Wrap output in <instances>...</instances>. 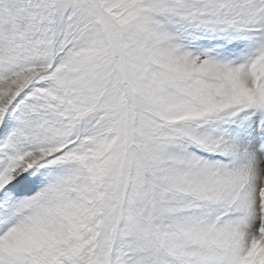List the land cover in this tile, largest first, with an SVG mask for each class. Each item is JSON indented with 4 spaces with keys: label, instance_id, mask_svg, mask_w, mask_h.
<instances>
[{
    "label": "snow or ice",
    "instance_id": "6c2138e0",
    "mask_svg": "<svg viewBox=\"0 0 264 264\" xmlns=\"http://www.w3.org/2000/svg\"><path fill=\"white\" fill-rule=\"evenodd\" d=\"M0 264H264V0H0Z\"/></svg>",
    "mask_w": 264,
    "mask_h": 264
}]
</instances>
